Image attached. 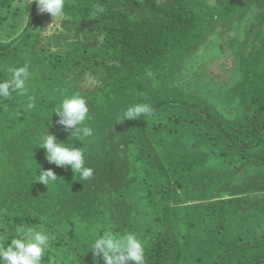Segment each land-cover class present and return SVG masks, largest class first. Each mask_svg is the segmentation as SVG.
Listing matches in <instances>:
<instances>
[{
  "label": "trees",
  "instance_id": "16d2710c",
  "mask_svg": "<svg viewBox=\"0 0 264 264\" xmlns=\"http://www.w3.org/2000/svg\"><path fill=\"white\" fill-rule=\"evenodd\" d=\"M64 7L67 31L102 36L90 56L106 66V81L83 96L86 123L96 119L80 145L93 175H78L69 193L42 204L26 200L20 184L6 199L13 210L0 215V234L14 238L21 226L47 231L42 264H103L87 251L109 229L135 232L145 264H264V0H66ZM30 24L0 38V65L42 70L37 82L46 97L36 99L47 109H28L42 132L27 152L49 167L39 141L48 131L66 143L68 133L53 123L54 102L67 88L59 75L88 57L79 39H69L67 50L46 59ZM201 47L227 77L199 68L186 87L176 84L179 65ZM137 103L152 114L120 121ZM6 155L19 167L14 153Z\"/></svg>",
  "mask_w": 264,
  "mask_h": 264
},
{
  "label": "rangeland",
  "instance_id": "374dc122",
  "mask_svg": "<svg viewBox=\"0 0 264 264\" xmlns=\"http://www.w3.org/2000/svg\"><path fill=\"white\" fill-rule=\"evenodd\" d=\"M66 1V0H65ZM214 0H210L213 3ZM14 15V17L12 16ZM0 38L2 41H9L21 33L27 24L31 22L29 31L37 35V43L34 45L39 48V54L50 58L54 54H60L67 50L66 42L71 39H79L81 47L79 52L85 53L88 58L82 60L78 66L72 68L71 71H63L59 75L63 84L67 86L62 90L61 99L54 102V107H58L61 101L72 93H78L81 96H86L91 91L95 90L99 85L106 81V66L96 65L94 57L90 56V52L96 49L101 42L102 36L98 35L96 39L91 36L79 37L74 35L73 30L67 31L65 26L66 12L63 17L56 18L52 21V17L48 13H40L37 9L35 0H12L8 5H0ZM26 19L28 23H26ZM33 19V20H32ZM51 24L53 29L44 31ZM215 35H210L211 40H215ZM214 38V39H213ZM226 37H223L225 41ZM228 40V38H227ZM221 41V39H220ZM210 45V44H209ZM30 46V48L34 47ZM204 46L207 47L205 44ZM206 48H200L197 53L191 58L186 59L179 65V75L174 76L176 84L184 83L186 87L188 80L196 74V69H202L204 74L218 75L227 77L226 67L219 62L209 61V52L204 54ZM209 61V62H208ZM10 65H0V79L6 75L10 66L15 64L13 61L8 62ZM29 61H27V66ZM62 67H58L61 69ZM181 68V69H180ZM29 79L31 86L26 83L27 93L21 95L19 93H12L9 97H0V215L12 209L11 202H6V199L16 194V190L22 184L25 187L23 197L26 200L34 199L37 203L42 204L46 202H56L65 194L69 193L74 186V182L78 177V173H73L69 166L57 167L51 163L49 167L39 165L33 158L32 154L27 152L35 143L41 134L40 127L33 123V120L26 118L28 109H33L34 113L44 115L46 107L44 103L37 104L36 96L42 98L46 97L43 93V88L38 87L37 79L41 75L42 70L39 67L31 68L28 66ZM61 76V77H60ZM10 79V77H9ZM172 80V81H173ZM7 81V80H6ZM59 88V87H58ZM188 89V88H187ZM85 98V97H84ZM26 103L23 104V101ZM29 100V102L27 101ZM33 103V104H32ZM31 104V105H30ZM117 108V105H115ZM54 120L53 123H57ZM92 123H86V126L91 129L96 123V119L90 118ZM38 127V131L33 132L34 128ZM32 128V129H31ZM72 130H68L66 144H70V136ZM54 135V133H50ZM70 136V137H69ZM59 141L63 135L56 136ZM89 138V137H88ZM86 138L84 141L88 140ZM83 141V142H84ZM76 140L73 146L81 147L84 144ZM87 143V142H86ZM22 147H24L22 149ZM82 151L87 154L88 148H82ZM7 153H14L17 156L19 167H16L7 158ZM37 175L41 170L51 169L58 177V181L47 186L36 182ZM18 175V176H17ZM24 175L26 177H24ZM18 177V179L16 178ZM17 179V180H16ZM16 180V181H15ZM30 193V194H29ZM34 193V194H32ZM27 195V196H26ZM260 214V212H258ZM261 217H264V212H261ZM264 220V219H262Z\"/></svg>",
  "mask_w": 264,
  "mask_h": 264
},
{
  "label": "clouds",
  "instance_id": "9594fccd",
  "mask_svg": "<svg viewBox=\"0 0 264 264\" xmlns=\"http://www.w3.org/2000/svg\"><path fill=\"white\" fill-rule=\"evenodd\" d=\"M35 3L40 13L50 14L52 21L65 14V0H35ZM96 11L102 12L103 9L98 8ZM53 27L51 24L44 31H49ZM8 71L11 78L0 82V97H9L12 93L26 94L28 68L10 67ZM53 113L57 115L59 118L57 123L62 125L65 131L72 130L70 136L77 137L74 140L82 143L93 135L92 130L85 124L89 113L88 104L80 94L72 93L65 97ZM151 114L152 108L149 104L137 103L125 110L120 121L139 120L141 116L147 117ZM38 147L45 150V157L49 163L57 167L69 166L82 180L92 177L93 170L85 166L82 148L73 146L72 141L70 144L58 141L55 135L48 134L47 131L39 141ZM57 181L58 177L51 169L41 170L39 175L36 169V182L47 186ZM51 241L52 236L47 231L32 226L17 227L14 238L0 234V264H42L51 247ZM88 252H91L94 258L99 257L103 264H145L144 244L137 234L131 231L117 234L111 229L106 230L91 242ZM93 264L98 262L94 260Z\"/></svg>",
  "mask_w": 264,
  "mask_h": 264
}]
</instances>
